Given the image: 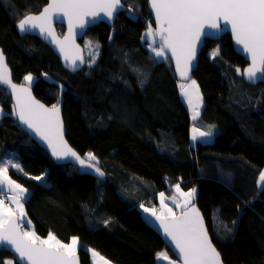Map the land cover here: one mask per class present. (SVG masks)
I'll return each instance as SVG.
<instances>
[{"label": "trees", "instance_id": "16d2710c", "mask_svg": "<svg viewBox=\"0 0 264 264\" xmlns=\"http://www.w3.org/2000/svg\"><path fill=\"white\" fill-rule=\"evenodd\" d=\"M122 1L126 10L111 26L99 22L85 31L82 44L89 38L100 45L95 63L90 68L84 52L83 67L71 73L39 38L15 29L47 0L7 6L0 0V46L13 80L31 73L39 100L50 105L62 98L69 144L83 157L93 153L105 174L96 178L55 162L18 126L11 95L0 86V159L13 152L23 169L9 168L8 175L29 191L25 209L33 230L65 241L76 237L81 264H91L88 248L114 264H157L159 251L174 255L143 221L139 204L177 184L198 189L195 202L224 264H264V188L256 186L264 167V81L252 85L236 72L247 62L228 33L206 38L192 76L204 98L196 121L214 125V138L191 146V120L172 63H154L141 41L149 23L154 28L147 0ZM217 46L220 55L213 58L209 51ZM140 73L147 74L143 87ZM233 220L229 234L224 224L233 227ZM7 260L17 264L0 248V264Z\"/></svg>", "mask_w": 264, "mask_h": 264}, {"label": "snow or ice", "instance_id": "6c2138e0", "mask_svg": "<svg viewBox=\"0 0 264 264\" xmlns=\"http://www.w3.org/2000/svg\"><path fill=\"white\" fill-rule=\"evenodd\" d=\"M3 2L7 6L9 0ZM149 5L155 16V28L149 23L141 36V41L147 44L152 54L149 59L154 63L168 59L167 53L170 52V59L175 60L177 73L182 80H188L202 38L224 31L230 26L235 44L251 61L243 71L237 68L236 72L249 82L264 81V0H149ZM122 8L121 0H49L47 6L38 15H25L18 20L16 27L22 34L39 29L42 36L51 37V43L55 44L63 55L64 45L74 41L75 36L78 35L77 29H84L89 23L101 20V14L111 21ZM128 11L131 13L133 7L129 6ZM60 18L67 20L68 23V35L63 41L57 38L52 28L54 20ZM98 55L99 44L95 45V54L89 62L90 68ZM219 55L220 48L217 46L211 52V56L216 58ZM64 58L68 60L67 55ZM71 65L73 70L78 67L76 60L71 61ZM133 71L138 72L136 69ZM140 75L144 77L139 79V84L143 87L147 74L140 73ZM32 80L31 74L24 77L25 82L30 83ZM0 85L10 89L15 101L12 115L47 145L53 157L57 160L71 157L81 167L94 169L98 176L105 175L96 166L97 157L93 153H87L82 159L65 141L59 100L47 108L32 98L28 87L13 83L2 51H0ZM180 89L195 120L199 116L202 103L199 87L195 80H191L190 84H181ZM3 115V111L0 110V116ZM214 128V125H210L206 131H201L198 127H193L192 141L194 143L210 141L214 136ZM9 168L23 171L19 164L10 159L0 160V197H2L0 198V246L15 253L18 258L17 264H78L76 237L72 238L70 244H65L52 233H49L46 239H41L35 231L23 230L22 218L25 213L22 201L26 200L29 194L24 187L9 177ZM32 179L42 181L43 176H34ZM256 186L264 188V170L260 171ZM175 188L182 198V202H178L177 197H172L176 208L180 209L179 215L164 203V193H160V214H157L155 208L144 209L159 221L165 238L171 241L178 255V261H174L167 252H160L157 253V261H166L167 264H223L221 254L213 245L203 218L192 204L196 189L183 192L179 185ZM5 191L10 195L3 196ZM17 211L19 216L16 214ZM213 220L214 222L218 220V216L214 215ZM109 222L108 219L103 221L106 226ZM27 223L31 224V221ZM231 223L233 227L224 224V229L229 234L234 231L236 221L233 220ZM89 251L92 252L93 257L99 255L94 250ZM100 260L103 264H109L103 257H100ZM3 264H13V260L4 261Z\"/></svg>", "mask_w": 264, "mask_h": 264}, {"label": "water", "instance_id": "95a60500", "mask_svg": "<svg viewBox=\"0 0 264 264\" xmlns=\"http://www.w3.org/2000/svg\"><path fill=\"white\" fill-rule=\"evenodd\" d=\"M48 2H49V0H47L46 4L42 7V9H41L40 11H42L43 8L47 6ZM121 3H122V5H123V8H122L118 13L115 14L114 18H113L111 21H108V19H107L106 17H103V14H101V17H102L101 20H97V21H94V22H92V23H89L88 26H87L86 28H84V29H77L76 31L78 32V35L75 36L74 41H69L67 44L64 45V48H65V54H63V55L61 54L60 49H59L55 44H52V43H51V37H47V38H46L45 36H42V35L39 33V29H35V30H33L32 32H30V33H23V34H22V33H20V32L18 31V29H17V27H16V24H17L18 21L15 23V29H16L17 33H18L19 35H21V36H23V35H34V36H36L37 38H39L43 43H45V44L51 49V51H52V52L54 53V55L58 58V60L60 61L61 65H62V67H63L64 69L68 70V71L71 72V73H76V72H78L79 70H81V68L83 67L84 62H85V57H84V47H83V44H82V40H83V38H84L85 31H86L88 28L92 27L93 25L98 24L99 22H104V23H106L107 25L111 26V25L114 23V20H115V18H116V15L119 14L120 12H124V11L126 10V5L124 4V2H123L122 0H121ZM147 7H148V9H149V11H150V18H151V20H152V22H153V24H154V28H155V16H154V13L151 11V8H150V5H149V0H147ZM40 11H39V12H40ZM39 12H37V13H32V15H38ZM22 18H23V17H22ZM57 25H63V26H64V30H63L62 33H60V32L58 31V29H57ZM221 25H222V27H223V21H221ZM52 28L54 29L57 38H58L59 40H61V41H63V40H64V37H65L66 35H68V23H67V20H65V19H63V18H60V19H56V20H54V22H53V24H52ZM225 33H228V34L230 35V37H231V42H232V45H233L234 50H235L238 54L242 55V56L245 58L246 62H247L246 65L242 68V71H243V69H245V68H247V67L249 66V64L251 63L250 59L246 56V54L243 53V51L241 50V48L235 44V42H234V40H233V38H232V34H231L230 26H228L227 29L224 30V31H221V32H219V33H214V34H212V35H210V36H208V37H204V38H202V40H201V42H200V44H199L198 50H197L196 58H195V60L192 62V63H193V66H192V68H191V70L189 71V74H188L190 78L192 77L193 71H194V69L196 68L197 60H198V56H199V53H200V51H201V48H202L203 45H204V40H205L206 38H210V39H218V38H220V36H221L222 34H225ZM0 51L3 52L1 46H0ZM3 54H4V57H5V62H6V65H7L8 72L10 73V77H11V80H12L13 83L17 84L18 86H19V85H23V86H25V87H28L29 90H30V92H31V96H32V98L35 99L36 101H39L41 104H43V105H44L45 107H47V108H50L53 104H56V103H57V102H56V103H53V104H50V105L44 103L43 101L39 100V99L34 95L31 86H29V85H27V84H25V83H23V82H16V81H14L13 78H12V72H11V69H10L9 65L7 64L6 55H5L4 52H3ZM65 55H67L68 60H65V58H64ZM167 56H168L169 59H170V57H171V53L168 52V53H167ZM77 57H79L80 59H77ZM73 60H76V64L78 65V67L76 68V70H73V69H72L71 61H73ZM81 60H83V63H81ZM170 61H171L172 66H173V70H174L175 78H176L178 81H182V82H186V81H188L189 79H188V80H182L181 77H180V75H179V73H177V71H176L175 60L170 59ZM242 77H243V76H242ZM243 79H244V81H246L247 83L252 84V85H255V84L259 83V82H263V81H260V80H257V81H255V82H249V81H248L246 78H244V77H243ZM0 86H2L3 88H5V89L10 93V89H8L7 86H4V85H0ZM10 95H11V94H10ZM11 101H12V105H14L15 101H14V99L12 98V96H11ZM59 107H60V118H61V121H62V123H63L64 139H65V141L68 143L69 147H71L75 152H77V151H76V150H75V149L69 144V142H68V140H67V138H66V135H65V126H64V121H63V117H62V98L59 99ZM15 119H16V122H17L18 126H19L23 131H25V132L30 136V138L33 139V140H34V141H35L40 147H42V148H43V149H44V150H45V151H46V152L52 157V159H53L55 162L60 163V164L71 163V164L77 166L78 169H79V171H80L81 173L89 174V175H92L93 177H96V178H102L101 176H98V175L96 174V172L94 171V169H92V168H87V167H81V165H80L77 161H75L73 158H71V157H68V158H66V159H62V160H57L55 157L52 156V154H51V150L47 147V145H46L43 141H41V140L39 139V137H37V136L35 135V133H33L30 129H28L26 125H22V124L20 123L19 119H18L16 116H15ZM77 154H78L82 159L85 158V157H83L82 155H80L78 152H77ZM96 166H97V165H96ZM97 167H98V166H97ZM194 189H196V193H195V198L193 199L192 204L195 205L196 209L199 211L201 217L203 218V220H204V222H205V219H204V217H203V214H202V212L200 211V209L198 208V206H197V204H196V202H195L196 197H197L198 189H197L196 187H195ZM179 214H180V212L177 213V215H179ZM140 215H141V218L143 219V221H144V222H145V223H146V224H147L152 230H154V231L159 235V237L162 239V241H163V242L167 245V247L171 250V252H172V254L174 255L175 259H178V255H177V252H176V250H175V248H174V245H172V243H171V241H170L169 239H166V238H165L164 233H163V230H162V229L160 228V226H159V221H157L156 218H155L154 216H152L150 212H145L144 209L141 210ZM17 216H18V215H17ZM205 227H206V223H205ZM206 229H207V227H206ZM207 231H208V230H207ZM208 234H209V233H208ZM209 237H210V235H209ZM210 239H211V237H210ZM211 241H212V240H211ZM212 243H213V242H212ZM213 245H214V243H213ZM214 246H215V245H214ZM215 247H216V246H215ZM0 248H4L6 251H8L9 253H11V254L13 255V257H14V260L17 262L18 258H16V255H15L14 252H12V251H11L10 249H8V248H5L4 246H0ZM216 249H217V248H216ZM77 257H78V264H81V262H80V257H79V254H78V253H77ZM222 261H223V260H222ZM13 264H14V262H13ZM223 264H224V262H223Z\"/></svg>", "mask_w": 264, "mask_h": 264}, {"label": "rangeland", "instance_id": "374dc122", "mask_svg": "<svg viewBox=\"0 0 264 264\" xmlns=\"http://www.w3.org/2000/svg\"><path fill=\"white\" fill-rule=\"evenodd\" d=\"M147 27H148V26H147ZM145 31H146V30H145ZM145 31L143 32V34L145 33ZM97 44H99V43H98V42H93V41H91L89 38H85L84 41H83L84 52H85L86 57L88 58V59H87V62H88V63L90 62L91 57L95 54V45H97ZM146 45H147V44H146ZM212 51H213V49L210 50L209 53L211 54ZM99 54H100V45H99ZM98 56H99V55H98ZM98 56H97V58H98ZM97 58H96V59H97ZM29 74H31V73H29ZM27 75H28V74H27ZM31 75H32L33 80H34V76H33V74H31ZM33 80H32V82L29 83V82H25V81H24V78H23L22 82L30 86V85H32ZM191 80H195L197 86L199 87V85H198V81H197L196 78H194L193 76H192L188 81H186V82L179 81V82H178V86H179L180 97H181V99H182L184 105L186 106V108H187V110H188L189 117H190V120H191V123H192L191 126H190V144H191V146H194V145H196V143H194V142L192 141V139H191V137H192V135H193V133H192V128H193V127H198L201 131H206V130H207V127H203V128H202L201 126H199V120L196 121L197 118H196L195 120H193V118H192V117H193V112H192V110L189 108L187 101H186V100L184 99V97L181 95L180 85H181V84H190V83H191ZM199 91H200V96L202 97V103H201V107H200V112H201V110H202V108H203V106H204V98H203V95H202V93H201L200 88H199ZM0 110H2V109L0 108ZM199 114H200V113H199ZM213 138H214V136L211 138L210 141H208V142H202V143H210V142H212ZM13 156H15V153H13V152H6L5 154H3V156H2V158H1L0 160H5V161H6V160H9V159H10V160H12L14 163L17 162V164H18V161H15V159H14ZM262 170H264V167H263ZM9 177H10V176H9ZM10 178H11V177H10ZM11 179H12V178H11ZM12 180H14V179H12ZM14 181H15V180H14ZM15 182L18 183V184H20V183L17 182V181H15ZM20 185H21L22 187H24V188L28 191V189H27L25 186H23L22 184H20ZM176 185H177V184L172 185V186H171V189L168 190V191H166V190H164V191H158L157 193H155L154 199H152V200H151L149 203H147V204H144V203L139 204V207H140V208H143V209H145V208H149V209H153V208H155L156 211H157V214H160V212H161V196H160V193H164V203L167 205V207L172 208L173 211H175L176 213H179V212H180V209L176 208V205H175V203L173 202V199H172V197L175 196V197H177L178 202H182V198L179 196V193L176 192V188H175ZM179 188H180V190L183 191V192H188V191H189V190H184V189H182L180 186H179ZM8 195H10V193H8ZM6 203H7V201H6ZM22 203H23V211H24V213H25V216L22 218V219H23V224H24V228H23V230H25V231H30V230H31V231H34V230H33V227H32V223H31V224H28V223H27L28 221H30V218L27 216V213H26V209H25V200L22 201ZM12 207L15 208L14 205H12ZM16 214L19 216V212H18V211H17ZM35 233H36V232H35ZM36 234H37V233H36ZM37 235H38L41 239H46V238L48 237L49 233L46 234V235H39V234H37ZM53 235H54V234H53ZM55 236H56V235H55ZM56 238H57L58 240H60L62 243H65V244H70V243H71V240H72V237H71L69 240H67V241H65V240H61V239H59L57 236H56ZM89 250H94V249L88 248V252H89V254H90V259H91V264H103V261L100 260V257H103L106 261L109 262V264H114L113 262H111L110 260H108L107 258H105L104 256H102V255H101L99 252H97L96 250H94V251H95L96 253H98L99 255H98L97 257H93L92 252L89 251ZM160 252H167L168 255H169V257H170L172 260H174V261H178V259H175L174 257H172V256L170 255V253H169L166 249H163V250L159 251L158 253H160ZM156 260H157V259H156ZM157 264H167V262H166V261H157Z\"/></svg>", "mask_w": 264, "mask_h": 264}, {"label": "crops", "instance_id": "0c3cea01", "mask_svg": "<svg viewBox=\"0 0 264 264\" xmlns=\"http://www.w3.org/2000/svg\"><path fill=\"white\" fill-rule=\"evenodd\" d=\"M182 100V99H181ZM183 102V101H182ZM192 124V123H191ZM44 181V177H43V180L42 181H39V182H43ZM6 192V196L8 195V192L7 191H5ZM28 192V194H29V191H27ZM73 238V237H72Z\"/></svg>", "mask_w": 264, "mask_h": 264}, {"label": "built area", "instance_id": "2783aa9c", "mask_svg": "<svg viewBox=\"0 0 264 264\" xmlns=\"http://www.w3.org/2000/svg\"><path fill=\"white\" fill-rule=\"evenodd\" d=\"M3 196H6V192L3 193ZM0 198H2V197H0Z\"/></svg>", "mask_w": 264, "mask_h": 264}, {"label": "flooded vegetation", "instance_id": "af4514ba", "mask_svg": "<svg viewBox=\"0 0 264 264\" xmlns=\"http://www.w3.org/2000/svg\"><path fill=\"white\" fill-rule=\"evenodd\" d=\"M64 30V29H63Z\"/></svg>", "mask_w": 264, "mask_h": 264}]
</instances>
